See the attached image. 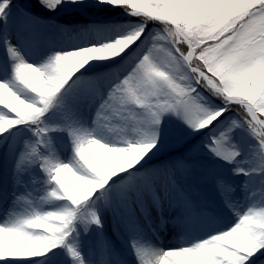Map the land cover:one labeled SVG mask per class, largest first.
<instances>
[{
  "label": "snow or ice",
  "instance_id": "snow-or-ice-1",
  "mask_svg": "<svg viewBox=\"0 0 264 264\" xmlns=\"http://www.w3.org/2000/svg\"><path fill=\"white\" fill-rule=\"evenodd\" d=\"M63 3L40 0L49 11ZM100 3L138 22L33 63L10 37L13 0H0L8 53L0 62V137L31 133L18 153L13 145L7 151L15 155L16 184L34 186L16 196L0 222V264H42L58 249L73 264H88L77 237L103 226L99 201L134 232L141 264H264V201L233 203L225 177L216 183L235 213L230 225L162 249L142 238L138 222L143 215L151 223L149 197L161 210V227L166 222L159 190L173 175L145 168L166 115L197 133L209 130L206 147L236 163V173L264 174V0ZM238 131L256 141L247 161L237 160ZM37 169L45 173L40 186ZM53 201L63 203L45 209ZM103 247L101 264H109Z\"/></svg>",
  "mask_w": 264,
  "mask_h": 264
},
{
  "label": "rangeland",
  "instance_id": "rangeland-1",
  "mask_svg": "<svg viewBox=\"0 0 264 264\" xmlns=\"http://www.w3.org/2000/svg\"><path fill=\"white\" fill-rule=\"evenodd\" d=\"M9 16L12 42L20 48L26 59L33 63H40L53 51H67L98 40L108 35L112 26L127 27L138 22L137 18L129 17L123 9L100 3V0H75V2L64 0V3L55 11H49L40 4V0H13ZM8 29L9 24H5L4 31L7 32ZM98 29L100 31L103 29L106 35H101L102 33ZM7 60V48L3 40L0 39V62ZM30 135L31 133L26 131L23 137L9 136L8 134L0 137L4 143V147L0 148V222L7 218V213L12 208L16 196L25 194L34 187L31 183L16 184L14 179L15 155L10 156L7 151V146L13 145L15 152L18 153L23 146V139ZM59 135L64 136V134ZM210 135L211 133L207 129L197 133L176 116L166 115L160 127V144H165V148H156L150 152L145 159V168L150 170L167 169L172 173L173 180L183 176L182 181L179 179L181 182L177 181L187 199L193 202L198 201L197 204L204 205L217 215V219L223 222L224 226H228L229 223L235 221V213L225 202L224 195L216 183V178H227L235 188L231 193L233 203L246 208L248 207L246 193L248 187L256 188L264 194V174L236 173L234 171L236 163H228L206 147L210 143ZM234 139L242 150L237 160L247 161L256 141L243 131H238ZM181 164L184 166L181 167ZM243 166L247 169L252 165L245 163ZM36 175L41 178L37 185L40 186L43 184L45 173L37 169ZM28 179L26 176L25 180ZM230 179H235L239 185L236 187ZM159 194L162 197L163 213L178 219L179 213L176 205L170 202L163 203L164 196L161 188ZM196 197H202L203 200H197ZM61 203L63 202L53 201L45 204L44 207L52 210L49 208ZM98 205L103 226L93 224L87 232L82 231L77 237L79 249L88 264H101L105 253L104 245H107L108 248L109 264H141L131 243L135 235L134 232L130 230L122 217L106 207L103 201H99ZM146 205L151 223L143 215H140L138 222L141 236L152 244H161L165 240L160 237V230L153 228L154 223L160 225L157 222H159L158 212L161 210L155 207L150 197L147 199ZM215 230H217L216 227L208 225L199 231L189 230L186 232L188 236L196 235L195 237H198L206 236ZM40 261L42 264H73L72 258L62 249H58L57 255L50 256V258L41 257Z\"/></svg>",
  "mask_w": 264,
  "mask_h": 264
},
{
  "label": "bare ground",
  "instance_id": "bare-ground-1",
  "mask_svg": "<svg viewBox=\"0 0 264 264\" xmlns=\"http://www.w3.org/2000/svg\"><path fill=\"white\" fill-rule=\"evenodd\" d=\"M97 31V30H95ZM101 35L105 34V31L102 29L101 31L98 29ZM106 35V34H105ZM94 38V37H93ZM165 144H160L157 146L158 149L165 148ZM184 179L183 176L178 177V181L181 182ZM176 179L173 181H170L166 187H161L162 194L164 196L163 203L170 202L174 205H176L177 212L179 213L178 219L172 218L169 215H164L165 223L161 227L160 224V216L161 211L158 212V220L160 225L153 226V228H158L160 230V237H162L165 241L161 244L154 243L153 245L162 249H169V248H177L180 247L182 244L191 243L197 239H201L204 236H188V233L186 231H196V230H202L205 227L214 226L216 229L225 227L223 225V222L217 219V215L213 212L209 211L208 208H206L204 205H199L198 201H191L188 200L186 195L182 192V190L179 188V182ZM233 185L236 187L239 185L238 182L232 179ZM235 190V188L233 187ZM247 201L248 206L253 203L254 201L260 200L263 201L264 194L262 191L258 189H253L248 187L247 189ZM197 198V197H196ZM197 200H203L202 197H198ZM222 203V202H220ZM214 207H217V205H214ZM233 223V221L231 222ZM229 223L228 225H230ZM178 227H177V226ZM160 227V228H159ZM181 227V228H180ZM176 228V229H175ZM159 232V231H158Z\"/></svg>",
  "mask_w": 264,
  "mask_h": 264
},
{
  "label": "trees",
  "instance_id": "trees-1",
  "mask_svg": "<svg viewBox=\"0 0 264 264\" xmlns=\"http://www.w3.org/2000/svg\"><path fill=\"white\" fill-rule=\"evenodd\" d=\"M35 8H36V5L34 4ZM37 9V8H36Z\"/></svg>",
  "mask_w": 264,
  "mask_h": 264
}]
</instances>
